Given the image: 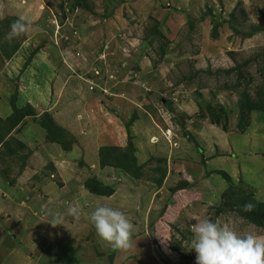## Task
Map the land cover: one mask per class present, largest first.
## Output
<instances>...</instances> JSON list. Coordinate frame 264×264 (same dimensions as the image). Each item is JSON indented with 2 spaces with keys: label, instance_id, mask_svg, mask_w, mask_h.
Returning <instances> with one entry per match:
<instances>
[{
  "label": "rangeland",
  "instance_id": "1",
  "mask_svg": "<svg viewBox=\"0 0 264 264\" xmlns=\"http://www.w3.org/2000/svg\"><path fill=\"white\" fill-rule=\"evenodd\" d=\"M78 2L0 0L2 37L19 44L11 58L0 53V117L13 113L10 98L19 90V105L49 114L74 141L65 151L47 139L63 133L49 135L30 120L19 130L29 150L17 130L0 146V264H196L195 218L264 235V227L234 212L217 213L229 186L221 173L264 202V115L250 114L245 134L237 127L240 93L255 99L264 90V31L246 36L264 27V0H84L77 10H61ZM208 9L223 23L216 39ZM234 10L238 22L230 18ZM21 16L32 31L6 39ZM60 102L74 104L65 128L54 114ZM208 105L226 113L219 125L210 123ZM130 140L141 180L93 163L102 147L125 148ZM30 152L36 156L22 168ZM80 158L92 161L91 169L78 168ZM64 166L70 178L58 173ZM157 169L166 171L162 186ZM92 175L115 185V194H91L84 185ZM182 184L188 190L173 195ZM52 189L59 190L53 198ZM69 205L79 206V220L68 215ZM98 206L134 224L130 250L97 235L89 216ZM56 213L63 225L53 228L47 222Z\"/></svg>",
  "mask_w": 264,
  "mask_h": 264
},
{
  "label": "trees",
  "instance_id": "2",
  "mask_svg": "<svg viewBox=\"0 0 264 264\" xmlns=\"http://www.w3.org/2000/svg\"><path fill=\"white\" fill-rule=\"evenodd\" d=\"M220 4H222V0H218ZM79 2H84V0H79ZM74 3V4H67L65 3L61 5V10L63 13L66 12V6H70L71 10H77L81 7L80 3ZM65 10V11H64ZM70 11V10H69ZM67 14V13H65ZM208 17L211 18L213 27H212V33L211 36L216 39L219 36V28L223 23H219L215 20L213 16V9H208ZM230 18L234 20L235 22H238L237 15L235 10L230 14ZM205 17L202 18L204 20ZM158 29V27L156 28ZM253 31L247 34L246 36L251 37L256 33L264 31V27L257 26L252 27ZM157 33V31H155ZM3 33L0 32V53H3L8 58H11V55H14L19 50V44H14L13 46H9V43L7 41H4L3 39ZM30 59H28L29 61ZM19 90H16L10 98V105L12 107V114L6 118V119H0V146L8 145L6 141L7 137L10 136V134L20 125L24 122L26 118H30L33 122H35L40 127L47 129L48 134L54 133L56 131L57 133H63L59 138H51L47 136V139H49V142L61 145L62 148L65 151H70L73 147L72 141L67 142L65 134L66 131L62 130L61 127H57V124L55 120L49 116V114H44L43 116H39L34 107L26 102L24 106L21 104L19 105ZM208 112H209V119L211 124L219 125V123L222 121L223 114H226L223 109L216 110V108H212L210 105L207 106ZM240 115L239 120L237 123V127L239 130H241V133H246L247 128L250 125V122L248 121L250 114L252 113H260V117L263 118L264 115V90L260 93H257V97L254 99L252 98L247 91H243L240 93V101L238 105ZM39 116V117H38ZM132 119H136L135 113L133 115ZM3 126H5V130ZM41 127V128H42ZM56 128V129H55ZM129 128V125H128ZM55 129V130H54ZM58 130V131H57ZM129 131V130H128ZM68 135V134H67ZM133 136H131L132 138ZM10 138V137H9ZM193 138V137H192ZM75 139V138H73ZM74 142V141H73ZM72 143V145H71ZM133 143L130 140V144L125 147H116V146H105L102 147L99 150V156L98 161H93L94 164L99 165L101 168H115L119 170V173H122L126 176L130 175L132 176V179L134 181L141 180L143 178V165H139L138 158L135 154L136 150L135 147L132 145ZM12 156H15L16 153H14V150L12 149ZM90 151L83 150V154H88ZM29 157V155H26L23 157V165L22 168L25 166L26 159ZM73 159V158H72ZM89 159V158H88ZM92 161H89L87 159H79L77 167L79 166L81 169H84L90 166V169L92 167ZM78 167V168H79ZM156 171L161 172L162 176L155 180V183L158 186H162L163 180L166 175V171L163 169H157ZM22 172V170H21ZM220 174V173H218ZM223 178L228 181V191L224 193L222 196V207H220L217 211V213L220 215L221 213H224L225 211L234 212L237 216H240L244 220H246L248 223L255 225L256 227H264V202L259 201L255 198V195L253 193H249L245 191L243 188L238 187L235 185L232 181V179L224 174ZM211 175V173L209 174ZM85 188L93 195L99 196V197H111L115 194V185L108 184L106 182H103L97 178V176L92 175L86 182H85ZM189 186L188 184H182L181 186L175 187L173 189L172 194H176L180 190H188ZM248 202H251L255 205V208L251 212H244L242 211V206ZM224 207V208H223ZM158 229V226H157ZM158 231V230H156Z\"/></svg>",
  "mask_w": 264,
  "mask_h": 264
},
{
  "label": "clouds",
  "instance_id": "3",
  "mask_svg": "<svg viewBox=\"0 0 264 264\" xmlns=\"http://www.w3.org/2000/svg\"><path fill=\"white\" fill-rule=\"evenodd\" d=\"M33 29L31 19L21 16L10 25L6 39L26 35ZM255 205L248 202L242 211L251 212ZM82 214L78 205H69L68 215L79 220ZM53 228L63 225L61 214H50ZM97 235L112 248L127 251L133 247L134 224L120 210L98 206L89 216ZM191 250L196 253V264H264V235L238 234L228 224L209 218H195L192 225Z\"/></svg>",
  "mask_w": 264,
  "mask_h": 264
},
{
  "label": "crops",
  "instance_id": "4",
  "mask_svg": "<svg viewBox=\"0 0 264 264\" xmlns=\"http://www.w3.org/2000/svg\"><path fill=\"white\" fill-rule=\"evenodd\" d=\"M91 100H89V101H86V103H85V100L83 101L86 105L90 102ZM91 104H93L94 106H95V101L93 100V101H91ZM59 105L60 106H58L56 109H55V115H57L58 117H60L61 118V120H60V124H61V126H63L64 128L66 127L65 126V124H64V122L65 121H63L62 122V119H64V120H68V116H67V114H69V112L67 113V110L70 108V106H73L74 104H73V102H70V103H65V102H60L59 103ZM63 105V106H62ZM34 107V106H33ZM34 109L36 110V108L34 107ZM36 112H37V110H36ZM40 116V115H39ZM38 116V117H39ZM67 116V117H66ZM9 117V116H8ZM7 117V118H8ZM0 119H4V118H1L0 117ZM6 119V118H5ZM31 119L30 118H26L25 120H24V122L23 123H25V122H27V121H30ZM32 121V120H31ZM22 123V124H23ZM35 123V122H34ZM57 123H59L58 122V120L56 121V124ZM22 124H20L15 130H17V131H15L14 133H15V136H16V134H18L17 132H20L19 130H20V128H21V125ZM36 124V123H35ZM14 133L12 134V136L14 137ZM19 137H20V139H19ZM22 136H21V132H20V134L19 135H17V137H16V140H19L22 144H25L26 145V143L22 140V138H21ZM165 140V139H164ZM29 146H30V144H27L26 145V147H27V149L26 150H29ZM33 154V156H36V155H34L35 154V152H33L32 153ZM31 154V152H30V154H28L29 155V157L26 159V164L28 165L29 164V162H31L32 160L30 159V156L32 155ZM67 168V167H66ZM26 169H28V167H25V169H24V171H26ZM63 169H65V166L64 167H57V171H58V173L60 174V173H62V175H64L65 177L67 176L68 178H70V176L72 175L71 173H68V174H66V172H64L63 171ZM55 170V169H54ZM76 177V176H75ZM23 178H24V176H23ZM23 178H22V180H23ZM62 182V181H61ZM62 183H64V182H62ZM67 185L66 184H64V185H62L60 188H59V190L60 191H64L66 188ZM59 190H53L52 189V191H50V195H52L53 193L55 194H58V191ZM71 190V189H70ZM54 191H56V192H54ZM53 194V195H54ZM53 195H52V198H53ZM1 200H4V199H2L1 198ZM4 202V204H5V200L3 201ZM4 207V206H3ZM3 207L1 206L0 208H1V210L3 209Z\"/></svg>",
  "mask_w": 264,
  "mask_h": 264
},
{
  "label": "built area",
  "instance_id": "5",
  "mask_svg": "<svg viewBox=\"0 0 264 264\" xmlns=\"http://www.w3.org/2000/svg\"><path fill=\"white\" fill-rule=\"evenodd\" d=\"M91 90L93 89V88H90ZM170 136V135H169Z\"/></svg>",
  "mask_w": 264,
  "mask_h": 264
}]
</instances>
